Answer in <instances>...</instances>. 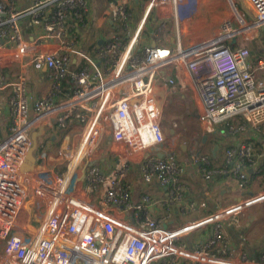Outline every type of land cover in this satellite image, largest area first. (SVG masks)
I'll return each mask as SVG.
<instances>
[{
  "label": "built area",
  "instance_id": "1",
  "mask_svg": "<svg viewBox=\"0 0 264 264\" xmlns=\"http://www.w3.org/2000/svg\"><path fill=\"white\" fill-rule=\"evenodd\" d=\"M20 1L0 0V105L9 118L0 137V264H264V249L255 258L230 255L224 232L264 201V190L208 210L185 179L192 166L205 182L229 176L242 189L260 169L253 142L226 147L214 164L193 136L183 161L163 128L166 97L190 91L198 122L238 116V129L264 142V58L248 63L249 45L264 31V0H243L249 18L224 19L186 45L179 0H99L95 21L96 0ZM13 64L45 67L46 92L31 100L21 69L12 79L3 73ZM78 107L94 123L69 158L59 152L53 163L45 149L53 120L62 124L63 110ZM133 169L162 195L134 198ZM193 232L204 238L180 240Z\"/></svg>",
  "mask_w": 264,
  "mask_h": 264
},
{
  "label": "rangeland",
  "instance_id": "2",
  "mask_svg": "<svg viewBox=\"0 0 264 264\" xmlns=\"http://www.w3.org/2000/svg\"><path fill=\"white\" fill-rule=\"evenodd\" d=\"M98 1L99 0L93 1L94 4L91 5L93 11L92 18H94V21L98 14V8H100L102 4ZM233 1L236 6H240V3L242 5L244 4L242 0ZM180 2L181 0H179L178 5V22L181 40L185 45L200 38L211 36L214 33L202 34L197 38L191 36L194 32L193 30L203 31V28H206L201 22L200 16L203 17L206 14L207 16H217V14L223 13V16L220 18L222 19L228 16L233 8L231 0H216V3H214L213 0H186L187 4H185L184 9L180 11ZM197 6L199 7L197 8ZM171 25L172 22H169V26ZM149 27L150 26H147L145 29L148 30ZM170 32L171 30L165 31V33ZM261 34L262 31L259 30L258 37L252 41V48L250 47V58L252 60L253 58H264V34ZM199 107L200 104L194 92L183 91L175 96L166 97V103L163 109V128L166 145L168 147L176 146L178 157L183 161H186L187 154L186 151L182 150V145L189 147L191 145V136L196 138L199 146L201 145L204 151L209 152L215 145H218L221 150L229 146L233 142L232 136L239 132L238 128L241 124V119L238 118L236 120H231V118L225 123L222 122L212 125H207L204 120L198 122L196 118H194L193 112ZM79 108L80 107L69 112L70 115L68 116L67 110H63L62 124H59L56 119L53 120V127L50 130L53 138L47 141L45 145V149L49 155H51V161L53 163L62 161L63 158L56 159L59 152L62 154L65 153V157L67 156V158H69L68 153L71 149H75L79 142V134L85 129L88 120L85 115L81 116ZM58 116H60V114ZM170 129L175 130V134L173 133L174 135L170 134ZM107 140L108 135L103 134L95 150L98 151ZM261 157V166L257 177L249 179L247 184L241 189L243 193H238L235 199L223 204L230 205L240 198H246L249 195L264 190V180L263 183L258 182L259 178L264 177V154H262ZM68 160L69 159H66L58 168L62 169V166L65 165ZM47 166L48 165L43 167V169H47ZM197 179L199 180L198 176ZM225 198L231 199V196L229 195ZM225 228L224 232L226 236L231 239L234 248L243 250L246 253L249 251L253 254H255L256 251L258 252L264 246V201L251 206L246 213H238L225 223ZM185 238L186 236H183L180 240L184 241Z\"/></svg>",
  "mask_w": 264,
  "mask_h": 264
},
{
  "label": "crops",
  "instance_id": "3",
  "mask_svg": "<svg viewBox=\"0 0 264 264\" xmlns=\"http://www.w3.org/2000/svg\"><path fill=\"white\" fill-rule=\"evenodd\" d=\"M182 1L183 0H181V2H180L181 3L180 4V11L183 10L185 7V4H187L186 0L183 2ZM207 1H209V0H207ZM213 1H214V3H216L215 2L216 0H213ZM231 1L233 4V8L231 10V13L228 14V16H226L222 19H220V18L223 16V13H219V14H217V16H207V14L204 15L203 17L200 16L201 22L205 25L206 28H203L204 29L203 31L193 30L194 32H193V34H191V36H193L194 38H197L202 34H211L213 32L215 33L218 26H219V23L222 20H224V19H235L237 14L243 16V18H245V19L250 17V8L245 1L242 0L244 3L243 4L244 6L241 3H240V6H236L234 4V1L233 0H231ZM198 7L199 6H197V8ZM261 31L263 32V30H261ZM231 43H232V41H231ZM169 44H171V43H169ZM233 44H238V42L234 40ZM252 45H253V42H251L249 49L252 48ZM258 57H260V56H258ZM259 60H261V59L253 58V60H252L249 57L248 63L250 66H253ZM20 69L27 76V86H28V92L30 94L31 100L33 98H35L36 96L42 95L46 92L48 85H49V77H48V73H47V70L45 69V67H42L41 69L37 70L32 65H29V64H25L22 66H20V64H13V65L3 69L2 71L8 79H12V78H14L15 74L19 72ZM2 95L5 96L6 92H3ZM237 118L240 119V117L237 116L235 118H232L231 120H236ZM8 128H9V118L7 116L6 108L3 105H0V137H5L8 134ZM169 132H170V130H169ZM174 132H175V130H173V133ZM4 134H6V135H4ZM191 138H192V136H191ZM243 138H248V139L252 140V142L254 144L255 151L258 154H260V156L258 157V161H259L260 166H261L260 161L262 159L261 155L264 154V142L262 140H260L258 137H256L255 134H253V132L248 129V130H244V131L239 130V132L236 135L232 136V140H233L232 144L239 143ZM252 138L256 141V143L253 141ZM200 148H201V150H203L201 145H200ZM225 148L221 150V149H219V146H218L214 154L212 153V150L207 152L210 154L214 164H220L222 162V157H223V153H224ZM182 150L185 151V147L182 148ZM177 152H178V150H177ZM177 157H178V153H177ZM178 158L181 160L180 157H178ZM197 176H198L199 180L197 179ZM255 177H257V175H255L252 179H254ZM185 179L187 182H189L193 186V188L196 192L197 198H203V199L207 200V209L208 210H212V209H215V208H218L221 206H225V204H223V203H227L230 200L235 199V196L238 195V193L239 194L243 193L241 191V189L237 187L236 180H234L232 177L218 176L210 182H205L204 180H202L200 178L196 169L192 166H187L185 168ZM263 180H264V177L259 178L258 182L263 183ZM128 182L131 185V190L133 191L134 198H136L137 195L141 192L149 193L153 197H159L160 195H162V191H160L157 188L156 184H154V183H152V184L142 183L136 169L131 170V172L129 173ZM248 193H250V192H248ZM229 195L231 196V199H226L225 197L229 196ZM248 209H246L244 211V213H246L248 211ZM173 216H174L176 224L181 222L180 218L176 216L175 212L173 213ZM224 229H226L225 225H224ZM202 238H204V236L201 232H193V233L189 234L188 236H186L185 241L193 242L195 240H200ZM263 240H264V237H263ZM229 245H230V250H229L230 255H237L239 252H245L243 250L234 248L232 245L231 239H229ZM263 249H264V246L258 252L256 251L255 254L251 253V251H249L247 254L250 257L255 258V257H257L258 254H260V252L263 251Z\"/></svg>",
  "mask_w": 264,
  "mask_h": 264
},
{
  "label": "trees",
  "instance_id": "4",
  "mask_svg": "<svg viewBox=\"0 0 264 264\" xmlns=\"http://www.w3.org/2000/svg\"><path fill=\"white\" fill-rule=\"evenodd\" d=\"M264 34V31L262 32V34L261 35H263ZM232 46L234 45L233 43H230ZM68 86H69V83H68V81H65L64 82V87H65V92H68L69 91V89H68ZM226 122V121H225ZM225 122H223V123H225ZM253 139V138H252ZM252 141V140H251ZM253 141L256 143V141L253 139ZM232 144H230L229 146H231ZM254 145V144H253ZM229 146H227V147H229Z\"/></svg>",
  "mask_w": 264,
  "mask_h": 264
},
{
  "label": "water",
  "instance_id": "5",
  "mask_svg": "<svg viewBox=\"0 0 264 264\" xmlns=\"http://www.w3.org/2000/svg\"><path fill=\"white\" fill-rule=\"evenodd\" d=\"M234 42V39H232V43ZM173 133V129H170V134ZM53 138V136L51 137V139ZM185 146L182 145V148H184ZM218 145H215L212 149V153L214 154L216 149H217Z\"/></svg>",
  "mask_w": 264,
  "mask_h": 264
},
{
  "label": "bare ground",
  "instance_id": "6",
  "mask_svg": "<svg viewBox=\"0 0 264 264\" xmlns=\"http://www.w3.org/2000/svg\"><path fill=\"white\" fill-rule=\"evenodd\" d=\"M93 123H94V118H90V119H89V122L87 123V128H86V129L91 128L92 125H93ZM82 149H83V148H82Z\"/></svg>",
  "mask_w": 264,
  "mask_h": 264
},
{
  "label": "flooded vegetation",
  "instance_id": "7",
  "mask_svg": "<svg viewBox=\"0 0 264 264\" xmlns=\"http://www.w3.org/2000/svg\"><path fill=\"white\" fill-rule=\"evenodd\" d=\"M193 116H194V118H196L197 121H198V113H197V111H194V112H193Z\"/></svg>",
  "mask_w": 264,
  "mask_h": 264
}]
</instances>
